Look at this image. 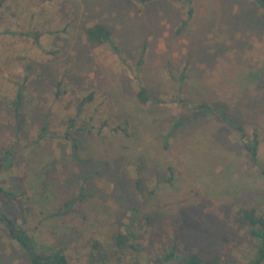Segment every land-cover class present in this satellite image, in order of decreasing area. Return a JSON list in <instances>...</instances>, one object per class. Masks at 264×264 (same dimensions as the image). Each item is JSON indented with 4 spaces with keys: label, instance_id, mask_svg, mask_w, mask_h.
<instances>
[{
    "label": "rangeland",
    "instance_id": "1",
    "mask_svg": "<svg viewBox=\"0 0 264 264\" xmlns=\"http://www.w3.org/2000/svg\"><path fill=\"white\" fill-rule=\"evenodd\" d=\"M191 7L188 17L170 0H0V159L12 162L0 186L19 195L0 196V213L39 256L56 248L70 264H91L97 251L104 264L254 257L256 241L235 213L264 214V174L239 132L208 113L174 123L201 104L222 110L257 135L264 169V19L250 0ZM95 23L116 50L86 41ZM70 200L72 211L58 215ZM0 264H31L1 222Z\"/></svg>",
    "mask_w": 264,
    "mask_h": 264
},
{
    "label": "trees",
    "instance_id": "2",
    "mask_svg": "<svg viewBox=\"0 0 264 264\" xmlns=\"http://www.w3.org/2000/svg\"><path fill=\"white\" fill-rule=\"evenodd\" d=\"M139 4H146L151 0H133ZM173 3H180L182 6L187 8L188 17L193 13V9L191 7L193 0H170ZM251 3L255 6V9L258 15L264 19V0H250ZM186 23V21H184ZM85 39L91 45H109L114 50H116L115 43L113 40V36L111 31L101 23H95L85 27ZM183 76L181 77V79ZM20 93H17V96L13 102L15 112H17V108L20 103ZM137 100L146 104L151 100L148 92L144 87H139L138 93L136 95ZM89 100V99H86ZM86 100H82L79 104V111L83 110L84 104ZM200 113H208L212 116H217L225 125L233 127L236 131L239 132L240 142L242 147L247 152L251 162L258 170L264 174V169L262 168L259 159H258V138L257 135L254 134L250 139L249 136L244 132L243 128L235 124L232 120H230L225 113L220 109H214L206 104H201L195 107V111L185 118H179L174 123V127L180 126L184 122L188 121L192 117L200 114ZM70 124L73 126V120L70 121ZM82 130V129H79ZM125 131V130H124ZM168 136H166L165 141H167ZM10 153V152H7ZM11 159L5 158L0 159V169H7L11 166ZM0 196H3L7 200L18 201L19 195L16 192H13L8 189H4L0 186ZM75 204V200H70L64 203V208L61 213H57L58 215H64L70 213L72 211V206ZM1 214V213H0ZM0 222L5 225L8 229L9 236L15 240L19 246L27 253L29 261L31 264H70L66 257L63 254L61 249L50 248L51 252L47 256H39L34 250V243L30 237L27 236L24 230L20 228H15L13 223L8 220L5 215H0ZM235 222L245 226L248 229V235L250 238L256 241L255 247V255L249 260L246 264H262L264 262V214L259 213L255 207H239L237 212L235 213ZM181 233V229L175 233V238L177 239ZM123 237L118 235L116 239L118 243H123L121 240ZM177 242H174L170 245L169 251L165 256V261L173 259L175 255V251L177 248ZM32 249V251H31ZM98 256V257H97ZM43 261V262H42ZM104 264V258H101L99 255V251L97 254L93 253L90 258L91 264ZM219 257L217 255H200V254H190L189 256L182 259L179 264H219ZM114 264H121L117 259Z\"/></svg>",
    "mask_w": 264,
    "mask_h": 264
},
{
    "label": "water",
    "instance_id": "3",
    "mask_svg": "<svg viewBox=\"0 0 264 264\" xmlns=\"http://www.w3.org/2000/svg\"><path fill=\"white\" fill-rule=\"evenodd\" d=\"M1 215V214H0ZM31 251H32V249H31ZM33 252V251H32ZM43 262V261H42Z\"/></svg>",
    "mask_w": 264,
    "mask_h": 264
}]
</instances>
